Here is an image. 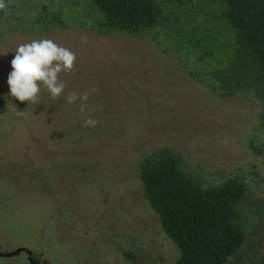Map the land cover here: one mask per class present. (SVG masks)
<instances>
[{"label": "rangeland", "instance_id": "obj_1", "mask_svg": "<svg viewBox=\"0 0 264 264\" xmlns=\"http://www.w3.org/2000/svg\"><path fill=\"white\" fill-rule=\"evenodd\" d=\"M43 3L70 9L68 0H5L6 12L18 15ZM222 9L212 0L185 7L225 33ZM153 34L164 48L173 44L169 30ZM37 39L69 48L77 60L73 74L60 75L59 99L42 89L30 104L10 95L8 77L16 47ZM86 90L83 113L80 101L65 102L69 92ZM88 117L96 127L83 126ZM254 147L264 149V102L251 92L215 95L152 35L0 27L1 253L27 249L39 264H175L178 250L139 178V163L168 149L204 184L245 182V239L224 264H264V152ZM0 264H29L28 255Z\"/></svg>", "mask_w": 264, "mask_h": 264}, {"label": "trees", "instance_id": "obj_2", "mask_svg": "<svg viewBox=\"0 0 264 264\" xmlns=\"http://www.w3.org/2000/svg\"><path fill=\"white\" fill-rule=\"evenodd\" d=\"M212 1L223 7L225 33L198 19L194 10L186 11L188 0H68L70 9L43 3L24 15L5 8L0 27L30 35L70 26L134 38L149 34L161 52L183 62L189 78L215 95L251 92L264 102V0ZM157 29L171 32L168 49L155 39ZM262 152L254 147V153ZM139 178L145 200L178 250L175 264H224L241 247L245 182L204 184L168 149L142 160ZM123 256L134 260L131 252Z\"/></svg>", "mask_w": 264, "mask_h": 264}, {"label": "clouds", "instance_id": "obj_3", "mask_svg": "<svg viewBox=\"0 0 264 264\" xmlns=\"http://www.w3.org/2000/svg\"><path fill=\"white\" fill-rule=\"evenodd\" d=\"M6 8L5 0H0V10ZM86 43L87 38L81 37ZM76 54L69 48L57 44L51 39H37L28 43H21L15 49V57L11 61L12 72L8 77L10 95L20 102L34 104L42 89L46 90L53 100L59 99L65 91L66 84L60 75H71L75 72ZM97 89L93 88L91 92ZM89 91L82 94L69 92L66 96L67 104L80 101L79 110L83 113L90 97ZM98 120L88 117L84 120V127H96Z\"/></svg>", "mask_w": 264, "mask_h": 264}, {"label": "water", "instance_id": "obj_4", "mask_svg": "<svg viewBox=\"0 0 264 264\" xmlns=\"http://www.w3.org/2000/svg\"><path fill=\"white\" fill-rule=\"evenodd\" d=\"M22 252H25L28 255L29 264H39V262L33 258L32 252L27 250V249H23V248H20V249L13 251V252H8V253H1L0 252V258H11V257H14V256L22 253Z\"/></svg>", "mask_w": 264, "mask_h": 264}, {"label": "flooded vegetation", "instance_id": "obj_5", "mask_svg": "<svg viewBox=\"0 0 264 264\" xmlns=\"http://www.w3.org/2000/svg\"><path fill=\"white\" fill-rule=\"evenodd\" d=\"M33 256V255H32Z\"/></svg>", "mask_w": 264, "mask_h": 264}]
</instances>
